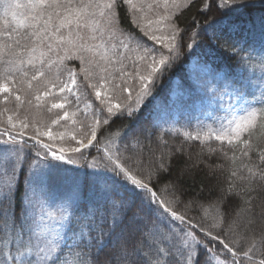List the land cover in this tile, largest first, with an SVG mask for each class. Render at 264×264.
<instances>
[{
  "label": "snow or ice",
  "instance_id": "snow-or-ice-1",
  "mask_svg": "<svg viewBox=\"0 0 264 264\" xmlns=\"http://www.w3.org/2000/svg\"><path fill=\"white\" fill-rule=\"evenodd\" d=\"M161 2L145 23V7ZM193 3L0 0L13 21L0 27V264H264L255 259L264 255V145L253 138L264 129V0H204L200 9L259 12L258 41L217 19L181 27ZM189 61L199 74L177 86L197 92L220 128L184 136L231 164L208 165L216 211L199 219L188 213L203 200L185 202L181 176L171 178L184 149L158 132L168 122L159 119L162 81ZM69 121L65 141L53 127Z\"/></svg>",
  "mask_w": 264,
  "mask_h": 264
},
{
  "label": "trees",
  "instance_id": "trees-1",
  "mask_svg": "<svg viewBox=\"0 0 264 264\" xmlns=\"http://www.w3.org/2000/svg\"><path fill=\"white\" fill-rule=\"evenodd\" d=\"M204 0H194V3L187 9L183 10L182 13L179 14L177 18V23L181 27H185L188 24L191 23L193 17H195L197 20L200 21L201 24H203L206 20H212L217 19L219 21L220 26L231 24V23H237L241 29V35L244 37H247L249 40H259L260 38V28L258 23V18L260 16L259 12H252L251 14L244 13L239 18L235 15H228L223 16L222 13L213 10L212 12H209L207 16L200 15V9L202 7ZM7 19L9 24H12L13 21L10 18H7L5 16L0 15V27H7V25H4V20ZM256 20L255 25L253 24V20ZM122 20L123 22L128 25L129 27H132L134 29V26L131 25L127 19L123 15L122 12ZM188 42L187 37L185 38V44ZM187 51V49H185ZM211 55L216 59V61L219 64L222 65H228L233 70H236V65L233 61L228 59V54L226 52H223L222 49L213 46ZM186 66V65H185ZM185 66L177 68L173 73H178L179 71H184ZM252 69L250 68L248 72L250 73ZM257 75H259V67L256 68ZM172 74V73H171ZM248 73H245L247 75ZM172 78V76H171ZM165 78L164 84L162 87V90L166 89L170 85V80ZM167 81V82H166ZM46 118V117H45ZM141 119L146 120L148 119L147 111L145 113L141 114ZM117 124L122 123V121H116ZM159 135L162 138V141L166 142L169 146H182L184 149V153L182 155H177L173 161V167L171 169V178L175 179L176 176H181V180L179 181L181 187L184 190V201L187 202L189 199H197V200H203L205 204V209L203 210H192L188 214L190 216H195L199 219L200 215L203 211H207L208 216L211 217L215 214V209L211 207H207V205L211 202L217 199V193L216 192H209L208 188L211 185H214L216 183L215 179L209 178V167L208 165H216V164H223L224 169L227 170L229 167H231V164L228 160H225L222 156L219 154L209 155V153L206 151L201 152L202 145L198 141L193 140H187L184 136V133L182 132H174V131H167L164 130L162 127L158 130ZM254 140H256L257 143L264 145V129H256L254 136ZM212 147H217L219 145L218 141L212 140L211 142ZM153 149L156 150V145H152ZM160 147H163V144L160 145ZM132 149L134 151H139V146L132 145ZM92 155H95V151H92ZM231 155V153H229ZM237 155H239V152H237ZM87 160L91 161V155L87 156ZM240 161H237V164H239ZM217 177H221L222 174L220 171H217L215 173ZM203 185V195H201V186ZM244 247H247V245H244ZM261 258H264V255H261L260 253H257L255 259L259 260Z\"/></svg>",
  "mask_w": 264,
  "mask_h": 264
},
{
  "label": "rangeland",
  "instance_id": "rangeland-1",
  "mask_svg": "<svg viewBox=\"0 0 264 264\" xmlns=\"http://www.w3.org/2000/svg\"><path fill=\"white\" fill-rule=\"evenodd\" d=\"M151 2L152 0H145V4ZM20 3H27V0H20ZM24 11V9L17 10L18 14L23 13ZM145 11L146 18L144 22L147 23V19H156V13H163V4L161 2L159 7L153 9V11H148L147 7H145ZM170 11H175V9H170ZM0 15L4 16L2 8H0ZM7 18L12 19L11 16H8ZM199 71L200 69L195 65V62L189 61V63L186 64L184 71L170 74V76H172L170 85L164 90H162V87L165 83V79L162 81L157 105L159 108V119L161 121H168L167 123H161L160 127L164 130L189 134L199 132L203 135L208 132L209 128H212L213 130L220 128L219 118L216 120L208 118L210 108L206 102H201L197 92H188L177 86L181 81L187 83L189 76L195 79L199 74ZM9 107H11V105ZM236 113L238 115L242 114L240 113L239 108L236 109ZM219 115H223V113H220ZM45 117L46 121L50 119L47 114H45ZM64 131L69 133V135L65 137V141H67L70 139V135L74 131L73 125L70 121L63 124L62 127H53V132Z\"/></svg>",
  "mask_w": 264,
  "mask_h": 264
}]
</instances>
